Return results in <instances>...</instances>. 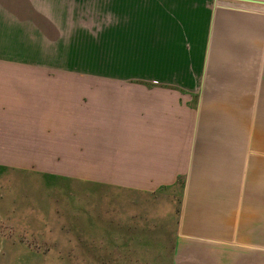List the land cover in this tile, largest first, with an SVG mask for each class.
I'll return each instance as SVG.
<instances>
[{
    "label": "crops",
    "instance_id": "obj_1",
    "mask_svg": "<svg viewBox=\"0 0 264 264\" xmlns=\"http://www.w3.org/2000/svg\"><path fill=\"white\" fill-rule=\"evenodd\" d=\"M111 1L134 32L176 33V43L143 44L141 63L156 65V75L94 72L91 87L78 78L75 88L58 86V94L37 102L58 105L70 122L0 120V167L125 198L109 213L124 218L110 217V242L118 239L115 227H124L125 241L142 240L135 231L167 232L170 264H264V103L257 92L211 84L214 0ZM150 47L176 48V63L161 51L153 57ZM29 105L21 109L36 120L37 106Z\"/></svg>",
    "mask_w": 264,
    "mask_h": 264
},
{
    "label": "rangeland",
    "instance_id": "obj_2",
    "mask_svg": "<svg viewBox=\"0 0 264 264\" xmlns=\"http://www.w3.org/2000/svg\"><path fill=\"white\" fill-rule=\"evenodd\" d=\"M110 3L0 0V84L6 85L0 86V120L70 122L61 119L58 105L37 102L58 94V86L75 88L78 78L91 87L94 72L156 75V65L141 63L147 53L143 44H171L176 33L134 32L133 22L126 27V18L116 15ZM213 9L208 49L218 62L209 75L213 88L228 87L229 82L248 95L257 92L263 104L264 4L214 0ZM158 51L176 63V48L148 49L156 52L153 57ZM197 55L202 56L200 49ZM246 63H254L255 70L244 69L253 67ZM232 70L237 74H228ZM29 103L37 106L36 120L21 109ZM34 173L0 167V264H170L167 232L135 231L133 237L142 240L125 241L124 227H115L118 239L110 242L109 221L115 215L109 213L123 207L125 198L105 187ZM128 211L152 214L155 209ZM140 228L152 230L146 224Z\"/></svg>",
    "mask_w": 264,
    "mask_h": 264
},
{
    "label": "water",
    "instance_id": "obj_3",
    "mask_svg": "<svg viewBox=\"0 0 264 264\" xmlns=\"http://www.w3.org/2000/svg\"><path fill=\"white\" fill-rule=\"evenodd\" d=\"M259 4H260V2H258ZM262 4H264V3H262Z\"/></svg>",
    "mask_w": 264,
    "mask_h": 264
}]
</instances>
